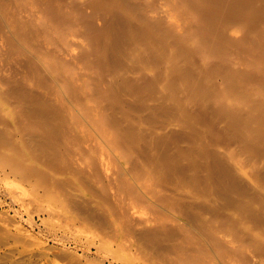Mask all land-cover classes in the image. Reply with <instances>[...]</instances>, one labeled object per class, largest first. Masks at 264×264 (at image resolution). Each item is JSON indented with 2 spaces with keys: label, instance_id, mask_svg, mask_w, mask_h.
Listing matches in <instances>:
<instances>
[{
  "label": "bare ground",
  "instance_id": "obj_1",
  "mask_svg": "<svg viewBox=\"0 0 264 264\" xmlns=\"http://www.w3.org/2000/svg\"><path fill=\"white\" fill-rule=\"evenodd\" d=\"M8 176L69 264H264V0H0Z\"/></svg>",
  "mask_w": 264,
  "mask_h": 264
},
{
  "label": "rangeland",
  "instance_id": "obj_2",
  "mask_svg": "<svg viewBox=\"0 0 264 264\" xmlns=\"http://www.w3.org/2000/svg\"><path fill=\"white\" fill-rule=\"evenodd\" d=\"M17 186L20 192L24 191V195H18ZM33 197L30 187L13 176L0 180V264H69L65 258L69 257L67 255L71 250V258L77 254L84 260L80 250L75 251L69 244L57 245L50 238L49 229L64 217L55 218L57 222L53 218L51 222L49 218L43 220L42 216L51 205L43 200L36 201ZM58 246L63 249L62 252ZM64 250H69L66 257L56 255L57 252L66 254ZM77 256L74 255L75 259ZM91 258L96 259L94 254Z\"/></svg>",
  "mask_w": 264,
  "mask_h": 264
}]
</instances>
